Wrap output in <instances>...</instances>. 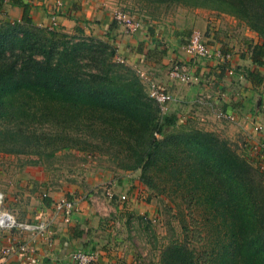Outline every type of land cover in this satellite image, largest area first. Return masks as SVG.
I'll return each mask as SVG.
<instances>
[{
    "label": "trees",
    "instance_id": "trees-1",
    "mask_svg": "<svg viewBox=\"0 0 264 264\" xmlns=\"http://www.w3.org/2000/svg\"><path fill=\"white\" fill-rule=\"evenodd\" d=\"M142 1L235 18L259 38L250 49V60L264 66V0ZM5 6L19 9L20 16L0 21L1 153L41 160L51 158L57 149L89 144L88 137L113 143L127 154L130 169L139 170V181L150 191L157 175L165 174L192 192L204 193L197 197L218 221L213 229L218 233L216 242L197 254L185 243L188 230L182 224L183 241L165 245L159 264H264V195L253 183L249 162L212 133L176 131L178 118L161 114L133 73L114 60L112 39L83 38L79 27H74L80 33L76 39L61 30L39 27L33 22L37 6L32 0H0V13ZM148 16L142 24L156 43L152 23L158 19ZM245 76L257 84L263 80H255L251 72ZM48 127L52 133L43 132ZM44 173L49 179L45 169ZM141 199L143 195H137ZM152 219L131 216L125 222L136 221L142 232L143 226L154 223Z\"/></svg>",
    "mask_w": 264,
    "mask_h": 264
},
{
    "label": "crops",
    "instance_id": "crops-1",
    "mask_svg": "<svg viewBox=\"0 0 264 264\" xmlns=\"http://www.w3.org/2000/svg\"><path fill=\"white\" fill-rule=\"evenodd\" d=\"M48 1L51 7L40 0H32L37 6L33 11L35 15H32L37 26L43 22H47L45 28L48 25V14L54 4L51 0ZM71 1L70 5L65 7L67 14L64 15L63 11H60L57 16L58 24L62 27L68 26V20L72 19L68 15L72 14L74 9H79L78 4H88L86 0ZM90 5L94 6L89 4V9ZM96 11L99 14L100 11ZM180 12L184 13L178 20L171 18L170 25L163 22V19L152 23L156 24L153 27L156 43L152 37H147L145 26L140 37H130L125 41L120 40L124 37L123 34L120 35L121 30L109 27V22L103 29L116 40L114 45L117 56L122 58L124 63L138 65L140 71L138 70L137 74L144 75L163 88L166 85L167 90L171 89L173 84L181 86L179 93H176L175 102L168 105L165 114L174 106H178V109L175 107L171 114L177 118L180 112L188 113L189 117L196 115L198 109L204 110L203 113L197 114L204 116L200 118L204 128L207 120H210L207 124L215 121L214 111L221 108L234 116V122L231 124L236 126L237 136L242 138V148H245L239 151L248 153L258 165L261 162L264 165V160L250 150L253 145L264 144V66H255L250 60V49L260 41L259 38L242 22L223 13L185 7H181ZM1 13L0 21H16L20 16L19 9L9 6H5ZM97 13L93 14L92 18H96ZM172 14L176 15L174 12ZM178 23L182 26H178ZM192 31L200 32L203 41L211 49L230 54L229 65L234 69L233 76L226 75L227 64L224 66L216 58L208 61L194 60L182 53L181 47ZM175 48L180 50L183 57L180 63L187 67L191 76L197 78V83L189 88L171 83L166 77L168 64L165 60H170L169 55ZM246 72H251L255 80L263 79L262 83L257 84L256 81L247 79ZM191 109L195 112L189 111ZM255 126H260L261 130L254 131ZM205 127V130H208L209 126ZM209 130L212 129L209 127ZM46 180L40 167L23 165L8 154L0 155V181L5 183V186L1 185L0 188L11 194L1 195V209L9 212L19 223H41L46 226L42 235L0 229V264H71L69 254L76 250L97 253L95 264H141V260L137 258V252L140 250L136 234L140 231L137 222H125L131 216H151L149 207L144 202L140 204L137 201L136 204L137 195H125L126 202L118 201L120 195L110 198L105 192L104 195H59L58 192L40 195V190H45ZM108 186L107 189H110L109 184ZM61 199L72 201L74 204V211L71 212L67 223L62 221L61 214L54 208L55 203ZM20 246H24L25 252L18 251ZM7 248L9 251L5 253Z\"/></svg>",
    "mask_w": 264,
    "mask_h": 264
},
{
    "label": "rangeland",
    "instance_id": "rangeland-1",
    "mask_svg": "<svg viewBox=\"0 0 264 264\" xmlns=\"http://www.w3.org/2000/svg\"><path fill=\"white\" fill-rule=\"evenodd\" d=\"M40 1L51 7L48 0ZM55 1L56 0H51V3ZM64 1L67 2L64 3ZM70 1L62 0V9H56V12L51 8L49 12L54 15L57 13L56 16H58L60 11H63L64 15L67 14L68 10L65 9V7L67 8L70 5ZM84 2L82 4H84ZM86 2H88L87 5L81 6L78 4V10L75 9L72 14L68 13L70 15H68V17L72 18V22L68 20V26L62 27L58 24L55 29L58 31L61 30L76 39L80 36V33L75 32L73 28L79 27L82 31L83 38L90 37L108 42L109 39H112L111 44H113V47H116L114 45L116 40L113 39V35L109 36L106 30L103 29L108 22L110 26L120 29L117 25L111 24L110 14L112 9L127 12L134 16L140 23L138 31L133 35H126L120 29V35H124V37L120 38L121 41H125L130 37H134L135 39L140 37L143 31L142 29L144 28L142 24L144 16L149 15V20L151 17H157L158 20L163 19V22L170 25L171 18L175 17L178 20L179 17L182 16L181 14L184 13L180 12L182 6L179 5H152L145 4L142 0H86ZM89 4L94 6L90 5L91 7L89 9ZM83 7H85V9H83ZM96 10L100 11L99 14ZM173 12L176 15H173ZM96 13L97 17L92 18V15ZM180 22L182 21L180 20ZM46 23L43 22L38 26L44 27ZM177 25L182 26L181 23ZM117 42L119 43L118 40ZM173 53L175 55H173ZM182 58L180 50L175 48L169 55L170 60L168 61L166 59L167 61L165 60V62L169 66L171 61L181 62L182 60L180 61V59ZM120 65L128 68L129 71L133 73L143 87L144 94L147 95L145 80L137 74V71H140L138 65H136V63L130 64L127 62ZM166 87L165 85V89ZM179 87L181 86L171 85V89L176 91V93L177 91L179 93ZM189 87L190 85L184 86V88ZM175 107L178 109V106L172 107V110L170 107L167 115L171 114ZM189 111H192V113L195 112V110L192 109ZM202 111L204 110L198 109L196 113H203ZM197 114L187 117L189 115L188 113L180 112V114H178L180 127H177L176 131L182 129L199 130L212 133L218 139L225 141L230 145V149L234 150L249 162L253 174L251 175L253 183L262 190V195H264V174L259 170L258 164L254 158L252 160L251 157L248 156V153L239 151L245 148H242V138L237 136L236 126L224 120L217 119L211 113L215 121L207 124L210 121L207 120L208 122H206L205 125H208L212 130L210 131L209 127L208 130H205L206 127L205 125L204 128L201 126L204 123L200 119L204 116H199ZM44 129L50 130V127ZM47 130L43 132H53V128L50 131ZM77 136H81V134ZM87 141L89 144L82 145L79 143L77 147L68 150L57 149L49 159L41 158V160H38L36 157L29 155L10 156L22 162L23 165H26L28 161L39 162L40 165L38 166H30L43 168V171L45 169L47 178L49 179L46 180L45 190H40V195L43 193L51 194L53 192H58L60 193L59 195H104L108 184L110 185V189L107 190H109L111 195H143L144 199H141L139 202L141 204L149 201L146 202V204L149 203L147 207H149L151 213L150 217L153 218L152 220L154 223L148 225L147 228L143 226V231L141 233L140 231H138V233L136 232L138 237V240H136L140 248L137 252V258L141 260V264H159L158 255L165 245L174 240L183 241L182 236L184 233L180 230L182 224L188 230L185 243L189 248L195 249L196 254L204 251L205 248H209L211 243L213 244V242H216L214 236L218 237V233L217 229H213L216 227L218 221L213 219L212 210L209 208V205L204 200L201 201L200 197H202L201 195H204V193L192 192L190 189L188 190L187 187H182L177 180L165 176V174L157 175V179L154 180V191H150L139 181V170L130 169L132 161L127 154L119 150L115 144L107 141L102 142L99 138L94 137H88ZM82 147H84L83 150L81 149ZM0 155H4V153L0 152ZM166 180L167 182H165ZM1 185L5 186V183L0 181V186ZM5 191L6 189L2 190L0 188V195H11L9 192ZM197 195H200V197H197ZM131 200H133V198ZM137 201V198H135L136 204L138 203ZM211 230L212 233L214 232L213 235L210 233Z\"/></svg>",
    "mask_w": 264,
    "mask_h": 264
},
{
    "label": "built area",
    "instance_id": "built-area-1",
    "mask_svg": "<svg viewBox=\"0 0 264 264\" xmlns=\"http://www.w3.org/2000/svg\"><path fill=\"white\" fill-rule=\"evenodd\" d=\"M62 0H56L53 4V9H60L62 6ZM48 30H53L58 26V17L54 14H48ZM111 22L117 25L126 35H133L136 33L140 27L137 20L128 15L124 11L117 9H112L110 14ZM182 53L189 59L208 61L212 58L218 59L224 66L227 64V69L225 73L228 77L233 76L234 69L229 63L231 62V56L228 53H221L219 50L211 49L203 41V35L198 31L190 32L186 42L181 47ZM114 60L118 63L123 64L124 60L117 56V53L114 56ZM141 78L145 80L146 83V94L147 97L152 100L159 109L161 114H165L169 104H172L176 100V91L173 89H165L158 85L153 80H149L142 74H139ZM166 77L171 83L178 85H192L197 83V78L191 76L188 72V69L185 65L180 62L171 61L167 68ZM215 110V109H214ZM215 117L217 119L224 120L228 123L234 122V116L230 113H226L221 108H218L214 111ZM260 126H255L254 131H260ZM252 153L256 154L264 160V144L258 143L250 147ZM258 168L264 174V165L262 162L258 165ZM105 195L112 197L109 190L105 191ZM126 199L125 195H120L118 197L119 202H124ZM2 196L0 195V229L1 230H17L19 232H33L38 235H42L46 231V226L44 224L31 225L26 223L17 222L13 216L1 209ZM55 210L61 214L62 221L64 223L68 222L70 214L74 211V204L72 201L66 199H61L54 205ZM9 249H5L4 252H8ZM18 251L25 252L24 246L18 247ZM97 253H83L80 250L73 251L69 254V259L71 264H95L97 261Z\"/></svg>",
    "mask_w": 264,
    "mask_h": 264
}]
</instances>
